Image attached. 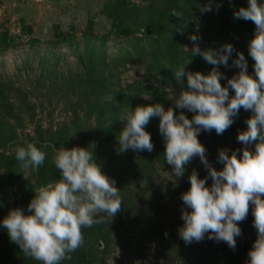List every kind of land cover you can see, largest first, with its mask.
Listing matches in <instances>:
<instances>
[{
	"label": "rangeland",
	"instance_id": "rangeland-1",
	"mask_svg": "<svg viewBox=\"0 0 264 264\" xmlns=\"http://www.w3.org/2000/svg\"><path fill=\"white\" fill-rule=\"evenodd\" d=\"M110 2L0 0V124L5 129L0 134L1 175L6 162L14 156L15 147L29 142L35 144L40 137L52 149L53 156L57 146L52 138H56L55 134L63 128L82 127L84 137L71 148L91 150L97 117L87 116L86 112L97 97H105L100 106L110 102L108 92L113 89L117 91L134 84L148 90L152 86L164 91L167 101L172 103L157 70L138 56L141 48L147 50L149 47L146 38L140 34L118 38L111 33V19L105 9ZM132 2L136 6L144 4L140 0ZM241 2L247 5V0ZM216 4L222 5L219 9L227 6L226 13L240 30V34L234 36L240 39L237 41L243 37L246 41L253 38L248 30L249 23L233 18L232 12L236 10L233 7L239 8L237 4L232 6V3L213 1L214 12ZM203 14L207 19L211 16L208 12ZM229 14H220L219 19L225 20ZM90 21H93L92 31L88 32ZM201 21L199 18L182 19L176 32L182 39H189L191 35L200 37L204 27ZM3 36L9 41L5 51H1ZM185 46L189 50L191 46L184 44V50L189 52ZM244 55L248 61V73L252 74L254 62L247 52ZM223 68L220 67V71L228 78L238 72L235 68ZM210 70L200 69L204 74ZM185 71L191 72V66H186ZM183 81L186 82V77ZM225 83L226 80H221L222 86ZM176 85L182 84L177 82ZM229 94L234 93L230 90ZM143 96L150 99L145 100ZM149 104H155L153 97L142 94L137 97L135 107ZM185 115L191 119L193 114L185 111ZM250 115L241 109L234 123L222 135L213 130L201 132L198 136L206 149L208 162L216 170L223 167L216 161L218 150L226 149L230 153L244 147L237 141V135L246 129L244 121ZM103 121L112 122L109 116ZM163 152L164 149L156 147L150 153L136 152L131 170L111 179L120 191L121 208L114 217L106 216L103 223L82 229L84 244L76 253L95 242L87 233L103 224L101 232L105 251L103 254L95 252L94 264H246L247 253L256 239L251 207L247 218L239 224L242 234L236 238L234 250L225 242L208 240L207 235L202 241L191 244H185L179 238L178 229L183 226L181 209L184 207L180 197L190 187L188 176L193 169L200 178H204L207 172L197 157L186 166L183 177L171 178L168 175L171 167L164 162ZM58 178L55 168L44 176L33 171L25 172L14 186H7L8 195H19L23 190L35 194L34 189ZM211 183L209 179L207 186ZM8 200L12 199L8 197ZM7 238L1 240L4 247L13 248L20 259L23 253Z\"/></svg>",
	"mask_w": 264,
	"mask_h": 264
},
{
	"label": "clouds",
	"instance_id": "clouds-1",
	"mask_svg": "<svg viewBox=\"0 0 264 264\" xmlns=\"http://www.w3.org/2000/svg\"><path fill=\"white\" fill-rule=\"evenodd\" d=\"M221 6L216 4V10ZM212 10L213 0L200 7L201 13ZM171 15L179 17L181 13L173 9ZM233 18L251 21L255 26L253 38L247 43L248 57L254 62L252 74L248 73L245 55L232 44L202 50L201 38L191 35V49L185 46L190 57L173 72L180 84L186 77L187 87L178 93L166 89L174 108L166 110L163 104L155 103L124 109L117 118L123 122L116 137L117 151L152 152L151 135L145 127L151 119H158L164 162L171 167L168 175L183 177L186 166L197 157L207 172L200 178L193 169L188 176L190 187L180 197L184 207L179 238L191 244L207 235L208 240L225 242L234 250L236 238L242 234L239 224L247 218L251 207L256 239L247 253L246 264H264V0H247V7L234 10ZM233 53L235 58L231 59ZM195 56L212 66L207 74L185 71ZM221 66L238 72L228 78L220 71ZM221 80H226L224 86ZM241 109L251 113L244 121L246 129L237 135L244 147L230 153L218 150L216 161L223 167L216 170L208 162L198 136L213 130L222 135ZM185 111L193 114L191 119ZM13 151L19 168L25 172L36 171L45 163V152L30 142ZM51 163L59 178L34 189L26 208L12 209L0 220V228L6 230L10 242L37 264H63L71 260V254L84 244L82 229L104 222L106 216L114 217L122 204L120 191L102 172L93 150L56 148ZM209 179L212 183L207 186Z\"/></svg>",
	"mask_w": 264,
	"mask_h": 264
},
{
	"label": "trees",
	"instance_id": "trees-1",
	"mask_svg": "<svg viewBox=\"0 0 264 264\" xmlns=\"http://www.w3.org/2000/svg\"><path fill=\"white\" fill-rule=\"evenodd\" d=\"M140 1H143L144 4L146 3V5L141 4L136 6L132 0H111L109 6H105L106 14L111 19V33L118 38L132 37L135 36V34H140L146 38L149 47L147 50L141 48L139 51L141 53L138 52V56L144 58L145 62H147L150 67L157 70L156 72L161 76L165 88H171L174 92L178 93L182 87L184 89L187 87L186 82L182 85H176L177 81L173 76V72L178 67L182 66L190 57V53L184 50V44L192 47L190 39H182L176 32V26L182 19L189 20L199 18L202 19L201 22H204V27L200 33L201 39L199 41V46L202 50L208 48L216 49L225 43H230L237 51L243 54L247 52V49L244 48L247 47L248 41H246L244 37L241 41H237L239 38L234 37L237 36L236 34H240V30L237 29L238 26L233 23L234 21H231L232 18L229 17L230 14L226 13L225 10L227 6L215 12L213 10L209 11L208 13L211 14V16L207 19V16L203 13H199V10L203 4L208 3V0ZM213 1L216 3H229V0ZM231 3L232 6L233 4H237L239 8L247 7L241 0H232ZM233 8H236V10L239 9L238 7ZM173 9L181 13V15L179 17L172 16L171 10ZM220 14L223 16L226 14L229 15L227 19L222 20L219 19L221 16ZM92 22L93 21H90L88 24V32L92 31ZM246 22L249 23L248 30H250V36L252 37L255 26L251 21ZM233 37L236 39L235 42L232 40ZM251 39L252 38L249 40ZM1 42V45H4L1 51H5L9 47V41L3 36ZM243 44H246V46H242ZM234 58L235 53H233L231 59ZM231 59L229 60V64H231ZM188 65L191 66V72L201 73L200 69H204V67L209 69L212 68V66L208 65L200 56L192 57L191 63ZM221 67L223 68V66ZM108 93L111 96L110 102H106L100 106L101 100L105 97H97L93 106L88 107L86 115L97 117L94 133L92 134V149L90 151L93 150L96 162L101 166L102 172L109 179H112L131 170L134 166L136 154V152L131 150L122 154H119L117 151L118 144L116 137L123 128V122L117 119L119 114L128 107L134 109L137 97L142 94L153 97L155 103L163 104L166 110L169 107L174 108V106L170 101H167L164 91L157 88L154 89L152 86L148 90H145L141 85L132 84L117 91L113 89V91ZM9 108L10 110L12 109L11 106H9ZM176 111L178 114L179 111ZM106 116H109L112 121L110 124L103 121ZM3 128L4 125L0 124V134L5 130ZM145 131L149 132L151 135L153 148L164 149L162 138L158 133V119H151L145 127ZM7 132H9V130H6V133ZM55 136L56 138H52V141L57 148L60 145V147L71 149L72 145L77 144L78 140L84 137V131L82 127L78 125L72 128L60 129ZM45 142L46 141L40 137V140L34 144L46 154L44 165L38 170L33 171L42 174V176L46 173L51 174L55 168L51 163L52 149ZM8 160L9 158L7 161ZM24 173L25 171L19 168L18 162L15 160L14 156L10 157V160L4 165V173L3 175L0 174V220L7 216L8 212L12 209L26 208L27 204L34 196V194H29L26 190H23L19 195H8L7 186H14L19 182ZM51 181L53 180L50 179V182ZM8 197L12 200L9 201ZM102 226L103 224L88 231L87 236L90 234L95 242L88 244L78 253H72L71 260H66L68 263L94 264L95 252L103 254L105 251V241L101 232ZM7 236L6 230L0 228V264H37L36 261L24 255L18 259V254L16 251H12V247V249H10L9 246V248L4 247L2 239L7 240Z\"/></svg>",
	"mask_w": 264,
	"mask_h": 264
}]
</instances>
